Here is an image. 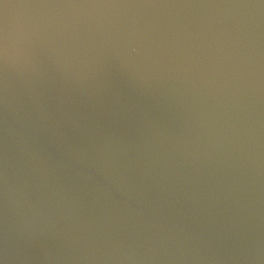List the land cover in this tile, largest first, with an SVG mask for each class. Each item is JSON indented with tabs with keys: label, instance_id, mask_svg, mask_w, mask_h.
<instances>
[{
	"label": "water",
	"instance_id": "obj_1",
	"mask_svg": "<svg viewBox=\"0 0 264 264\" xmlns=\"http://www.w3.org/2000/svg\"><path fill=\"white\" fill-rule=\"evenodd\" d=\"M0 264H264V0H0Z\"/></svg>",
	"mask_w": 264,
	"mask_h": 264
}]
</instances>
